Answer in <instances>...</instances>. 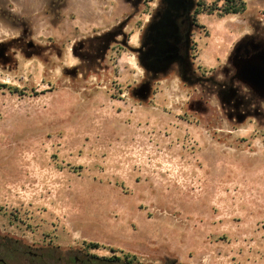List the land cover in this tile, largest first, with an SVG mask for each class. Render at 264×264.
I'll return each mask as SVG.
<instances>
[{
	"label": "rangeland",
	"instance_id": "374dc122",
	"mask_svg": "<svg viewBox=\"0 0 264 264\" xmlns=\"http://www.w3.org/2000/svg\"><path fill=\"white\" fill-rule=\"evenodd\" d=\"M196 1L188 83L146 81L138 44L159 0H0L9 264H264V98L230 61L242 39L264 42V0L226 15Z\"/></svg>",
	"mask_w": 264,
	"mask_h": 264
},
{
	"label": "flooded vegetation",
	"instance_id": "af4514ba",
	"mask_svg": "<svg viewBox=\"0 0 264 264\" xmlns=\"http://www.w3.org/2000/svg\"><path fill=\"white\" fill-rule=\"evenodd\" d=\"M196 0H159L147 19L146 26L139 38V59L146 69V81H159L172 73L188 83L199 80L195 66L196 40L195 27L199 26ZM182 23L177 46L171 41V32ZM4 47L0 48V57L4 56ZM234 74L251 88L254 96L264 98V42L244 38L236 46L230 58ZM238 91V90H237ZM247 109L246 100H238L235 107ZM242 116L245 110L242 108ZM239 115V116H240ZM241 116V117H242ZM8 247L0 241V252ZM47 248L46 250H51ZM11 250L12 247H8ZM17 251L19 249H16ZM38 256V253H35ZM44 255V254H42ZM41 255V256H42ZM0 264H9L6 254L0 255ZM32 264H36L35 261Z\"/></svg>",
	"mask_w": 264,
	"mask_h": 264
},
{
	"label": "trees",
	"instance_id": "16d2710c",
	"mask_svg": "<svg viewBox=\"0 0 264 264\" xmlns=\"http://www.w3.org/2000/svg\"><path fill=\"white\" fill-rule=\"evenodd\" d=\"M224 1V6L219 8L221 11V15H226V14H236L243 12L246 7L247 3L245 0H223ZM197 13H200V4L197 9ZM101 244L99 243H92L90 244L91 248H99ZM63 260L62 257L59 258V261ZM122 259L119 257H109V258H101L98 256H90L86 258H79L77 256L70 257L67 259L68 264H119L122 263ZM39 263H44L45 260L43 258L39 259Z\"/></svg>",
	"mask_w": 264,
	"mask_h": 264
}]
</instances>
